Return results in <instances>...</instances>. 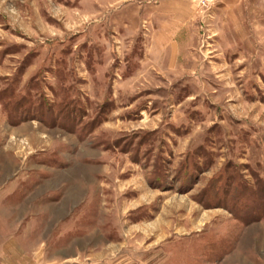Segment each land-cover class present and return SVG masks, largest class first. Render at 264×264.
Returning <instances> with one entry per match:
<instances>
[{
	"label": "rangeland",
	"instance_id": "rangeland-1",
	"mask_svg": "<svg viewBox=\"0 0 264 264\" xmlns=\"http://www.w3.org/2000/svg\"><path fill=\"white\" fill-rule=\"evenodd\" d=\"M0 264H264V0H0Z\"/></svg>",
	"mask_w": 264,
	"mask_h": 264
}]
</instances>
